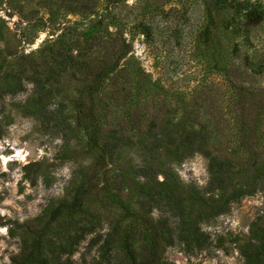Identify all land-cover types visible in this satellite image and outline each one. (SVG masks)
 Segmentation results:
<instances>
[{"label": "rangeland", "instance_id": "obj_1", "mask_svg": "<svg viewBox=\"0 0 264 264\" xmlns=\"http://www.w3.org/2000/svg\"><path fill=\"white\" fill-rule=\"evenodd\" d=\"M237 1L0 0V264H92L90 220L106 264H264V0Z\"/></svg>", "mask_w": 264, "mask_h": 264}, {"label": "trees", "instance_id": "obj_2", "mask_svg": "<svg viewBox=\"0 0 264 264\" xmlns=\"http://www.w3.org/2000/svg\"><path fill=\"white\" fill-rule=\"evenodd\" d=\"M219 1L221 3L229 2L231 3V5H233L234 3L235 5H239V6L243 4V2L237 0H219ZM140 26L142 27L141 29L143 32H145V34L150 33V27L148 25L142 24L140 22ZM203 137H205L203 132L189 127L188 128L181 127V130H176L175 128L169 127V146L174 147V146H179L181 144L182 145L181 149L185 155L191 153L195 148L204 151L206 153V150L203 149V143H204ZM209 161L211 164H213L215 161V156H210ZM99 169L100 166H95L92 168L90 172L83 175L72 199L69 202L66 201L58 202L51 209L50 217L55 218L58 214H60L61 211H63V209L69 210L71 208L76 207L80 202L84 189H86V187L93 182L94 178L97 177ZM212 172L214 173L215 171ZM224 176H225L224 173L220 174V179H222ZM212 182H213L212 185H220L219 184L220 180H218L215 176L213 177ZM91 214L92 213L90 212L88 215ZM135 222L136 220L130 224V227H132V225L135 224ZM96 223H97L96 220L94 221L90 220L85 224H79L75 226L74 233L69 240L67 252L70 253L71 250L76 248V245L78 244L79 240L85 236L86 231H94V235L89 238L88 247L95 245L96 252L95 254L90 255L89 262L92 264H106L110 256L108 250L113 248L115 242L114 239L111 238V236H107V234L103 237L104 234H102V232L95 229ZM183 242H184L182 245L183 249H185L186 251H194L195 249H199L204 246V244L206 243V235L201 232H193L188 237H186ZM129 244L130 241H128V237L126 236L124 238V241L122 240L121 243L125 252L128 250ZM89 252L90 249L87 250V253ZM36 253L37 255H39L40 258L41 249H38ZM33 256L34 254L29 252L26 254L25 259L20 261L21 263L15 260L11 264H40L37 259H35L36 262L34 261ZM128 257L129 259L125 260V264H143L144 262H148V261L157 262L159 260V255H157L156 251H154V253L152 251L146 252L142 260H139L137 262L135 261V259L131 254H128ZM55 259H58V264L61 263L69 264V261L67 260L65 262L59 260V252L55 255Z\"/></svg>", "mask_w": 264, "mask_h": 264}, {"label": "bare ground", "instance_id": "obj_3", "mask_svg": "<svg viewBox=\"0 0 264 264\" xmlns=\"http://www.w3.org/2000/svg\"><path fill=\"white\" fill-rule=\"evenodd\" d=\"M17 154H18V151H17Z\"/></svg>", "mask_w": 264, "mask_h": 264}]
</instances>
